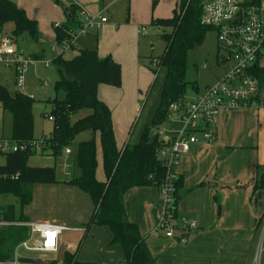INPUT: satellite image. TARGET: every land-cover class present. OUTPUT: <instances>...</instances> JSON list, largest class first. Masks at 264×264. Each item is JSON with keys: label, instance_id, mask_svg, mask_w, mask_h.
I'll list each match as a JSON object with an SVG mask.
<instances>
[{"label": "trees", "instance_id": "1", "mask_svg": "<svg viewBox=\"0 0 264 264\" xmlns=\"http://www.w3.org/2000/svg\"><path fill=\"white\" fill-rule=\"evenodd\" d=\"M202 0H175L172 16L167 19H151L150 25L159 30L160 38L166 43L158 59V69L165 70L159 103L150 123L146 125L139 141L134 145L125 144L117 149L109 107L98 98V87L107 85L119 88L121 68L110 56L98 57L96 50L83 49L72 59L59 54L51 63L56 68L57 80L53 90L54 99L48 118H52V132L43 136L39 153L26 148L22 151L1 154L5 160L0 165V197H12L16 205L0 206L4 219L11 223H26L29 219L23 208L31 203L35 185L65 184L86 194L93 205V212L74 252L64 251L62 264H94L78 261L77 254L92 226L107 228L112 234L110 244L119 245L122 251L120 264H157L151 255L137 224L129 221L124 207V197L133 188L155 187L157 190L164 180L165 169L156 157L162 141L158 131L167 122L169 107L182 102L186 97L188 83L185 75L188 68L187 53L200 47L207 33L213 29L201 23ZM80 8L71 5L65 9L67 21L54 28L55 40L60 44L70 40L80 27ZM12 24L11 35L18 39L27 35L37 41L36 21L26 16L11 0H0V26ZM156 74V70L153 71ZM252 73L264 85V69ZM157 75V74H156ZM198 92L196 84L190 85ZM64 95L62 100L57 94ZM34 99L26 94L10 96L0 85V106L11 116L10 140L18 145L36 140L33 133ZM88 110L90 114L72 121V117ZM155 132V133H154ZM82 133H89V139L78 142L74 155V166L79 175L60 182L55 167H30L28 161L38 154H47L57 159L62 151L70 148ZM97 141L100 143L104 181L96 178ZM182 179L175 182V207L179 201ZM264 190V167L255 166L253 195ZM176 217L178 212H175ZM263 216L259 219L262 224ZM28 237V228L11 225L0 228V262L12 258L16 247Z\"/></svg>", "mask_w": 264, "mask_h": 264}, {"label": "rangeland", "instance_id": "2", "mask_svg": "<svg viewBox=\"0 0 264 264\" xmlns=\"http://www.w3.org/2000/svg\"><path fill=\"white\" fill-rule=\"evenodd\" d=\"M90 1H93L95 4L98 3V10L106 8L104 15L109 22L119 21L118 23H121L125 21L123 24H119V30L123 29L124 26L129 27L131 30V32H127L124 35H116L113 30H110L108 33L101 30L100 34L97 36L93 35L88 40H84L83 38H78L77 40L78 46L89 45L91 48L97 49L100 55L104 54L105 56L113 52L114 56L120 61L121 85L119 88L108 87L110 88L108 89L110 93L106 98V104L111 113L116 146L121 149L124 144L134 145L139 141L142 131L150 123L151 117L158 106L165 78V70L160 69L155 76L153 73L155 69L150 65V62L153 58L161 57L166 43L160 38L158 29L150 25L149 19L150 16L161 19L171 17L172 11L175 8V0H114L110 8L106 7V5L107 1L111 2V0ZM72 3L73 0H58V2L56 0H46L45 3L41 2L39 4L28 3V15H34L37 18V30L42 29L44 31L42 39L45 46L38 49L37 42L24 35L17 39V47L26 55L44 50V57L52 60L51 56L55 52H58L54 27L57 19L59 20V9L61 10L62 8L63 10ZM153 3H155L154 8H152ZM25 14L28 17L27 12ZM135 16L139 18L138 20L136 19V23L147 29L148 34L146 36L138 35L137 30L132 33V24L130 23ZM127 17H129L130 23L126 22ZM4 29L6 33L11 34L14 27L12 24H7L4 26ZM78 49L65 53L64 57L72 59L78 54ZM224 54V51L217 50L216 34L214 31L207 33L200 47L192 49L187 53L188 68L185 81L188 83V87L185 96L186 102L192 101L195 96V92L190 87L191 84H196L200 90H203L206 86L216 82L217 77L225 73L228 66L217 62V59L223 57ZM149 58L151 59L149 60ZM56 80V68L50 61L48 69L42 66H37V68L30 67L26 75L25 86L19 89L15 84L14 68H5L0 65V85L7 90L10 96H14L16 93L27 94L28 96L31 94L33 96L34 103L31 113L33 115V133L37 138L41 135L48 136L52 132L53 124L47 119L50 114L51 105L47 101L48 98L54 99L56 97L53 90ZM63 97L62 93L57 94L58 100H62ZM89 114L90 111L84 110L72 117V121H76ZM10 125V114L7 111H3L0 106V136H6L10 132ZM172 127L174 129L177 128L176 125H172ZM89 136V133H82L76 138L70 147L72 154L68 156V159L63 154L57 159L47 154H38L29 159L28 165L37 168L55 167L57 178L60 182L64 180L59 175L61 163H69L72 166V174L78 175L80 172L74 166L76 145L78 142L88 140ZM255 150L264 156L263 135L259 136L258 146ZM242 154V157H240L241 155L233 156L231 163L243 166L244 163H248L249 159L252 158L248 153ZM96 160V178L98 181H104L105 176L102 169L99 141H97ZM4 162V158L0 156V165H3ZM233 167L235 168L236 166ZM8 204H14L17 207L14 198L0 197V206ZM257 204V210L264 205V190L261 191V197L258 199ZM219 206H217V211ZM22 212L30 219L29 221L65 223L70 228L69 231L63 234L64 245L61 246L60 254L57 258L59 262H62V253L64 251L76 249L79 239L83 236L85 225L88 223L93 212V205L86 194L65 184L35 185L31 203L25 206ZM237 212L241 213L238 206ZM262 216L264 220V213ZM262 229H258L256 236L254 235L251 259L246 264H264V235ZM109 232L107 228L92 226L86 234L85 240L77 254L78 261L91 262V260L95 261L96 259V264L122 263V253L119 245L113 244L112 248H106V246L111 245L109 244L111 239ZM107 250H109V254ZM115 250L120 253L119 257H117ZM42 257L46 259L53 258L51 255Z\"/></svg>", "mask_w": 264, "mask_h": 264}, {"label": "crops", "instance_id": "3", "mask_svg": "<svg viewBox=\"0 0 264 264\" xmlns=\"http://www.w3.org/2000/svg\"><path fill=\"white\" fill-rule=\"evenodd\" d=\"M11 1L20 9L27 12V15L29 14L28 3L39 4L41 2H46V0ZM113 1L114 0H111V2L107 1L106 7H112ZM56 2H58V0H56ZM104 3L105 1L103 5ZM71 5L81 10H86L91 14L101 13L102 16L107 19L104 15L106 8L98 10V3L95 4L93 1L73 0ZM71 5L66 6L65 9ZM154 5L155 3L152 4V8H154ZM65 9H59V20L57 19L55 26L66 23L67 17ZM28 17L37 21L34 15H28ZM136 19L138 20L139 18L136 16L133 17L130 23L129 17L126 18V22L132 24V33L136 32L138 28L144 27L138 25ZM151 19L161 18L150 16L149 22H151ZM118 22H109L107 19V23L99 31L91 32L88 36H80L78 38L88 40L91 36L100 34L101 30L105 31V33L113 30L116 35H124L127 32H131L127 26L119 30V24L121 25L125 21L121 23ZM39 30V38H37L36 41L38 49L45 46L42 39L44 31L42 29ZM78 38L75 40L70 52L78 48H80L78 51L83 49L97 51V49H93L89 45L78 46ZM44 53V50H40L39 52H33L27 55L35 59L52 61L49 58L46 59ZM59 54L58 48V52H55L51 56L52 59ZM97 54L100 59L110 56L120 65V61L114 56L113 52L105 56L104 54L100 55L98 51ZM150 59L151 58H149V60ZM38 71L40 72V70ZM222 76L217 77V80ZM108 87L109 86L98 87V98L105 104L107 103L106 98L110 93V90H108L110 88ZM198 91H200L199 88ZM29 96L33 98L31 94H29ZM48 100H50V98H48ZM172 125L173 124L164 125L161 128V130L164 129L165 136L166 134L172 136L171 131L175 130ZM9 131L10 132L6 134V136H0V138H10L11 125ZM164 135L159 136V138L162 139ZM260 135L264 137V109L234 108L222 110L218 117L217 138L215 142L209 145L201 143L194 145L189 153L182 156L179 166L175 169L177 178L182 179V188L178 192L179 201L177 212L179 218L194 222V227L185 235V243L180 242L178 238H167L164 232L155 229L159 215L158 190L155 187L133 188L125 195L124 207L128 219L139 227L140 234L144 238L157 264L249 263L253 251L254 235L256 236L257 230L261 229V225L258 223L264 213V205L262 208H260V206L259 210L256 208L261 193L259 195H253L252 193V188L255 184V166L264 167L263 154H259V152L255 150L258 146V138ZM43 136L45 135H41L39 138L34 136V138L38 140ZM242 153L250 154L252 157L249 159L250 161L244 163L243 166L240 164L238 166L232 164L231 161L233 160V156L241 155L240 157H242ZM65 158L68 159V157ZM233 166L236 167L234 168ZM59 170V175L63 177L62 170ZM61 181L65 182L67 180L64 179ZM217 206H219L218 211ZM237 206L241 213L237 212ZM41 223H55L67 227L65 223L60 224L53 221ZM177 226H179V224H177ZM109 233L112 239V234L111 232ZM63 245L62 236L61 246ZM106 248H112V245L106 246ZM74 251L75 248L69 250V252ZM107 252L109 254V250H107ZM115 252L117 253V257H119L120 253L117 250H115ZM91 262L96 264L97 261L95 259V261L91 260Z\"/></svg>", "mask_w": 264, "mask_h": 264}, {"label": "built area", "instance_id": "4", "mask_svg": "<svg viewBox=\"0 0 264 264\" xmlns=\"http://www.w3.org/2000/svg\"><path fill=\"white\" fill-rule=\"evenodd\" d=\"M79 20L80 27L71 39L58 44L60 54L69 53L78 37L97 32L107 23L101 13L91 14L81 9ZM201 23L215 32L217 50L225 53L217 62L228 68L220 79L195 93L192 101L186 102L184 99L169 107L164 125L173 124L178 127L171 131L172 136H165L164 129L158 131L159 136H164L161 148L156 151V157L165 169V177L158 188L159 215L155 229L164 232L167 238H178L183 243L186 242L187 232L194 227V222L175 215V169L182 156L189 153L194 145L215 142L218 117L222 110L264 109V85L252 73L256 68L264 69V0H202ZM137 32L142 36L148 33L144 27L138 28ZM0 65L14 68L15 84L20 89L25 86L30 67L42 66L48 69L50 62L26 55L17 47V39L0 26ZM150 65L157 74L158 59L153 58ZM47 119L52 120L50 117ZM42 141L38 139L18 145L10 139H0V153L26 148L39 153ZM62 154L68 157L72 151L66 148ZM71 167L69 163L60 165L65 180L73 177ZM11 225L28 228V237L16 247L11 259L0 264H62L57 258L61 238L69 228L55 223H11L0 212V228ZM261 228L264 235V220ZM46 255L53 258L42 257Z\"/></svg>", "mask_w": 264, "mask_h": 264}]
</instances>
